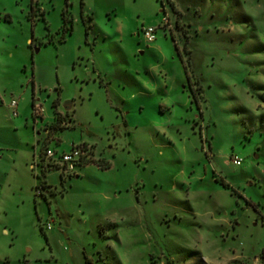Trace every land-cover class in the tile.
I'll list each match as a JSON object with an SVG mask.
<instances>
[{"label":"rangeland","instance_id":"374dc122","mask_svg":"<svg viewBox=\"0 0 264 264\" xmlns=\"http://www.w3.org/2000/svg\"><path fill=\"white\" fill-rule=\"evenodd\" d=\"M34 2L0 0V264H264V0Z\"/></svg>","mask_w":264,"mask_h":264},{"label":"built area","instance_id":"2783aa9c","mask_svg":"<svg viewBox=\"0 0 264 264\" xmlns=\"http://www.w3.org/2000/svg\"><path fill=\"white\" fill-rule=\"evenodd\" d=\"M163 24L168 25V19L165 17ZM143 38L146 43H152L155 41V33L156 29L154 27H145L141 30ZM10 106L13 110V116H17L18 113L16 111L17 109V101L11 100ZM43 106L39 102H34L33 108H32V114L36 118H41L43 116ZM84 150L83 147L79 145L72 146V149L70 153H63L60 155V157L56 158L55 153L52 152L49 149L44 150L42 155L38 156V159L36 160V164L38 167H40V164H43L45 167L51 168L52 170L58 169L60 173H71L75 170V167L81 158ZM42 157V159H40ZM233 164L235 166H240L241 161L238 159L233 161ZM38 194H42V189L40 186H38ZM46 230L51 229V223L47 222L45 225Z\"/></svg>","mask_w":264,"mask_h":264},{"label":"flooded vegetation","instance_id":"af4514ba","mask_svg":"<svg viewBox=\"0 0 264 264\" xmlns=\"http://www.w3.org/2000/svg\"><path fill=\"white\" fill-rule=\"evenodd\" d=\"M34 104V103H33ZM73 105V104H72ZM64 111L67 113V112H70L71 113V110H72V106L69 110H66L65 108H63ZM33 115V114H32ZM33 117L36 119V117L33 115ZM58 118V116H57ZM42 120V117L40 118ZM63 119V118H62ZM65 122V120H62ZM43 153V152H42ZM40 171L42 173V177H43V182L40 184V187L42 189V194L44 192H46V195H44V199L47 198V196L49 195V193L51 194L53 190H55V186L52 184V183H49V182H46L45 180V174H47L48 172H51L53 171L51 168H48V167H45L43 164H40ZM64 173H60V179L61 180H65L66 179V176L68 177V175L64 174ZM86 264H90V263H86Z\"/></svg>","mask_w":264,"mask_h":264},{"label":"crops","instance_id":"0c3cea01","mask_svg":"<svg viewBox=\"0 0 264 264\" xmlns=\"http://www.w3.org/2000/svg\"><path fill=\"white\" fill-rule=\"evenodd\" d=\"M34 10L36 11V14L34 13ZM29 13L30 14H32L33 16L31 17V20L33 21L34 19L35 20H44V11H42V9H40L38 6H37V3H35L34 2V0H32V8L30 9V11H29ZM41 14V15H40ZM35 20L33 21V25H35ZM35 35H34V33L32 34V38L31 39H26V43H29L30 44V46H33V47H37L38 45L37 44H35V41H34V39H35V37H34ZM45 44H47V42L45 43ZM37 51H39V48H37ZM35 99V98H34ZM14 100V99H13ZM17 101V100H16ZM34 101V100H33ZM37 101H38V99H37ZM33 103L34 102H32V108H33ZM9 108H11V106H10V104H9ZM17 109H18V102H17ZM17 109H16V111H17ZM11 110H12V108H11ZM12 112H13V110H12ZM12 116H13V114H12ZM53 120V119H52ZM52 122V121H51Z\"/></svg>","mask_w":264,"mask_h":264},{"label":"trees","instance_id":"16d2710c","mask_svg":"<svg viewBox=\"0 0 264 264\" xmlns=\"http://www.w3.org/2000/svg\"><path fill=\"white\" fill-rule=\"evenodd\" d=\"M160 1V3H161V5L163 4L162 3V0H159ZM65 17V16H64ZM66 20V22L68 21V19L66 18L65 19ZM67 29V25L65 26V30ZM69 30V29H68ZM49 42V41H48ZM56 114V113H55ZM56 117V116H55ZM59 121H58V119H57V117H56V123H54V126H56L57 127V125H55V124H57ZM48 149V148H47ZM46 150V149H45ZM44 152V151H43ZM40 159H42V157H40ZM108 167H104V169H107ZM43 182V181H42ZM41 182V183H42ZM40 186V185H39ZM36 190H38V186L36 187ZM45 229V228H44ZM44 229L42 228V230H43V232H44ZM262 258L264 259V252H262Z\"/></svg>","mask_w":264,"mask_h":264},{"label":"water","instance_id":"95a60500","mask_svg":"<svg viewBox=\"0 0 264 264\" xmlns=\"http://www.w3.org/2000/svg\"><path fill=\"white\" fill-rule=\"evenodd\" d=\"M71 106H72V102H67L66 104H64V108L66 110H69L71 108Z\"/></svg>","mask_w":264,"mask_h":264}]
</instances>
